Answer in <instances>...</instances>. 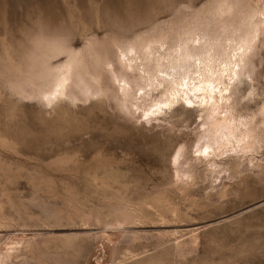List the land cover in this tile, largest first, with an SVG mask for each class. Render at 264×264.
Listing matches in <instances>:
<instances>
[{
  "label": "rangeland",
  "instance_id": "374dc122",
  "mask_svg": "<svg viewBox=\"0 0 264 264\" xmlns=\"http://www.w3.org/2000/svg\"><path fill=\"white\" fill-rule=\"evenodd\" d=\"M263 25L264 0H0V264H264ZM127 47L136 64L154 48L149 68L182 49L169 73L225 88L219 117L245 124L248 148L199 157L207 106L191 94L150 120L165 86L125 102Z\"/></svg>",
  "mask_w": 264,
  "mask_h": 264
},
{
  "label": "bare ground",
  "instance_id": "6f19581e",
  "mask_svg": "<svg viewBox=\"0 0 264 264\" xmlns=\"http://www.w3.org/2000/svg\"><path fill=\"white\" fill-rule=\"evenodd\" d=\"M259 28L260 27H258L257 25L249 28L250 29L249 32H246L245 36L243 38L244 41L239 45L238 49H236L234 51V54L231 56L228 63L230 65H233L234 70H231L233 76L234 75L236 76L238 74V71H236L235 69H237L239 67H242V69H243L244 66L246 65V63L248 62L246 60V55L253 47V41L256 40V38L258 36V32L260 31ZM135 50L136 49H134V47L133 48L127 47V48L120 51V59H121L120 64H121L122 69H123V71H122L123 74L120 75L119 77H117L115 81H116L117 90L125 102L130 98L136 99V97H137L138 100H144L145 98L149 97V92L152 89L154 82L156 84L155 85L156 87L165 86L164 89L166 90V88H167L166 91L168 92V95H165L164 99L156 100L157 99L156 98V99H154V101H151V104L147 105L148 107H147L146 111H144L142 113L144 117H146L150 120L151 118L154 119V117H159L161 114H162V116L165 115L164 112L166 110L171 111L170 109H172L177 103H179L180 99L188 105L192 104L193 101L189 98V94H191V95L195 96L194 98H197V100H198L197 103L200 106L201 105L207 106V109H202L199 112V113H203V115L200 117L201 118V121H200V129L201 130L199 131V136L197 138V142H196V146H195V152L198 154L199 157H202V158L216 157L217 152L221 151L220 149H222V148L226 149L229 145L232 146V148L231 147L230 148L234 152H238V149H239V151H245L248 148L247 142H245L243 140V137H245V136L242 135V131H241V129L243 130V127H245V124H243L242 121H239V120L235 121L231 117V114L227 111V109H226V111H227L228 115H224L223 117H219V115H221L220 114L221 112H219V110L221 108V104H222L221 102L227 104L226 102L228 101V96L224 97L222 95V92L223 91L227 92V90L225 88L222 91L218 90V88L216 86H213V84H212L213 82H210V81L209 82L206 81V83H204V81H202V82H199V84L197 82L195 85L191 79L185 78V76L180 77L181 76L180 74H179L180 76L176 77L177 74L173 73L174 72L173 70H175V68L178 66L177 59L179 60L180 57L185 56V54H183L181 52L182 49L179 53H177L178 55L176 56L175 59L174 58L170 59L171 55L169 56V55H167V53H166V59L160 58V56L158 59L156 57L154 59V64L152 63V67L150 65V68L146 67V65L148 63H146V65H144L145 62H143V61L146 60L147 62H149L151 60L152 53H153L151 51H153L154 48H153V50L148 48L142 54L143 58L145 59V60H142L143 64L141 63V61L139 64H136V61L140 60V59H139V57H136V51ZM154 54H153V57H155ZM158 55H156V56H158ZM186 56H187V51H186ZM231 60H233V62H231ZM179 62H181V61H179ZM140 66H141V69L139 68ZM148 66H149V64H148ZM244 70H246V68H244ZM67 71H69V70H66V72ZM127 71H130L131 74L133 73V71L134 72L136 71L138 73L142 72L145 74H150V78L148 77V79H146L150 82V84L146 85V86H139L141 84V82H140V84L135 83V80H137L136 77H134L135 80H133V82H131V80L129 82L128 78H127L128 76L126 75ZM169 71L170 72L173 71L172 72L173 74L169 73ZM188 71H190V70H188ZM65 73H64L63 77H61L60 79L57 80L56 85H55V89H53L54 91L49 93L48 95L44 96L46 100H53V99H56L57 97L59 98V96L61 97L62 95H64L67 83L71 77V68H70L69 72H67L66 74ZM128 74H129V72H128ZM136 76H137V74H136ZM137 77L140 78V81L144 80L143 77L140 75ZM132 83H135V84L132 85ZM143 83H144V81H143ZM146 87L150 88L149 91L145 90ZM153 89H155V88H153ZM216 92L218 93L219 99H216V96H215ZM87 93H89L88 90H87ZM197 95H200V97L199 96L197 97ZM149 99H150V97H149ZM128 102L129 101H127V103ZM141 103H142V101H141ZM136 105L137 104H134L135 107H136ZM138 105H141V104L138 103ZM200 106H198V107H200ZM226 107H227V105H226ZM142 109H139V110H142ZM262 113L264 116V109H263ZM153 119H152V121H153ZM147 123H149V122H147ZM247 141H248V139H247ZM249 144H252V143H249ZM240 146H243V147L241 148ZM251 151H252V149H251ZM179 157H180V154H177L174 157L173 162L175 164H177ZM209 163H211V162H208V164Z\"/></svg>",
  "mask_w": 264,
  "mask_h": 264
},
{
  "label": "snow or ice",
  "instance_id": "6c2138e0",
  "mask_svg": "<svg viewBox=\"0 0 264 264\" xmlns=\"http://www.w3.org/2000/svg\"><path fill=\"white\" fill-rule=\"evenodd\" d=\"M189 107H191V105H189Z\"/></svg>",
  "mask_w": 264,
  "mask_h": 264
}]
</instances>
